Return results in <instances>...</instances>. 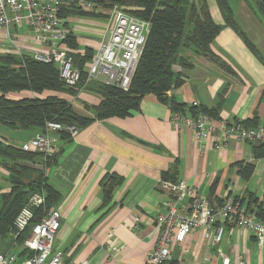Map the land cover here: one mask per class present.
Here are the masks:
<instances>
[{"label":"crops","instance_id":"1","mask_svg":"<svg viewBox=\"0 0 264 264\" xmlns=\"http://www.w3.org/2000/svg\"><path fill=\"white\" fill-rule=\"evenodd\" d=\"M208 3L215 21L223 24L217 1L208 0ZM241 6L245 25L259 29L264 39L263 21L253 18L257 14L247 2L241 1ZM233 12L237 19V12L234 9ZM82 20H91L93 25L99 23L93 18ZM239 24L259 49L257 42L245 31L244 22ZM91 28L76 29L82 33L75 32L78 51L82 53L90 47L95 54L105 35L101 29ZM212 48L230 70L208 57L197 56L194 66L185 71L183 84L170 90L168 96L184 104L186 110L192 107L193 101L198 103L196 106L216 109L218 120L237 122L255 118L256 122L264 123V63L229 26L215 37ZM50 94L66 98L78 112L91 117L94 114L86 105L92 107L100 103L97 94L85 89L76 96L56 91L38 94L29 90L9 92L7 96L17 100ZM173 112L168 104L149 93L141 100L140 108L129 116L96 119L76 129L71 140L60 141L59 149L62 150L58 151V161L47 170V175L48 183L61 194L55 206L62 218L54 251H62L66 262L146 264L148 253L157 241L155 216L165 211L163 203L169 196L160 187L165 174L167 179L184 180L196 187L215 207L227 198H242L248 191L262 199L264 157L255 158L253 153L254 145L261 143L232 140L226 148L214 149L208 143L201 149L191 127H176L172 123ZM37 132L38 129L12 128L0 123V138L16 146L33 138ZM247 163L254 165L249 179L243 178L241 173ZM106 173H117L123 182L115 188L109 206L101 208V179ZM254 180L255 187H250ZM11 187L8 170L0 165L1 192H8ZM3 240L0 239L2 253H17L23 247V244L4 243ZM112 245L121 250L112 251ZM242 253L247 264H264V246L260 248L255 237L246 230L229 227L223 240L216 244L199 229L190 234L184 244L174 246L173 259L175 264H187L192 260L201 264H221L223 257L236 260Z\"/></svg>","mask_w":264,"mask_h":264},{"label":"trees","instance_id":"2","mask_svg":"<svg viewBox=\"0 0 264 264\" xmlns=\"http://www.w3.org/2000/svg\"><path fill=\"white\" fill-rule=\"evenodd\" d=\"M91 1L103 7H121L130 14L150 22V32L130 87L125 90L101 81H90L86 84L85 63L92 59L94 51L90 47H87L84 53L78 51L77 36L71 30L68 45L74 50L72 55L76 66L83 72L78 89L64 82L54 62H41L29 55L0 54V123L12 128L43 131L47 122L56 121L65 127L73 126L79 130L96 119L129 116L132 111L140 108L141 100L149 93L155 94L174 112L194 117L204 113L218 119L216 109L192 105L186 110L185 105L168 96V92L183 84L185 71L194 66V59L197 56L208 57L223 69L230 70L229 65L222 61L212 48L213 40L226 26L233 28L264 63V57L259 49L237 22L228 0H216L223 14V24L216 22L213 18L208 0ZM244 1L261 15L264 23V0ZM63 15L67 17L101 16L100 13L84 11L74 6L65 9ZM82 89L93 92L100 98L98 105L92 107L86 105V108L93 112V117L78 112L70 101L58 95L24 97L17 100L7 96L9 92L23 90L38 94L56 91L76 96ZM256 121L257 119L253 118L238 122L246 126H257L260 123ZM71 138L72 134L68 130L60 131V141L71 140ZM59 153H55L53 157H45L38 151L23 150L21 145L16 146L0 138V165L7 168L8 180L12 184L8 192H1L0 188V239H4V243L22 245L29 236L32 225L41 221L48 209L60 202L61 194L48 183L47 175V170L58 161ZM253 153L255 158L264 157V143L254 145ZM24 162L40 164L44 168H31L24 165ZM253 170V164H245L241 169L243 178L249 179ZM164 178V180H170L167 179V174ZM122 182L123 178L117 173H106L103 176L101 208L109 206L115 188ZM36 193H44L45 202L34 206V216L29 226L18 232L14 221L21 209ZM237 199L246 203L248 209L255 211L257 217L264 221V194L260 199L256 193L248 191L242 198L237 197ZM32 253L33 251L24 247L17 251L20 259L29 257ZM169 264H175V260L172 259Z\"/></svg>","mask_w":264,"mask_h":264},{"label":"built area","instance_id":"3","mask_svg":"<svg viewBox=\"0 0 264 264\" xmlns=\"http://www.w3.org/2000/svg\"><path fill=\"white\" fill-rule=\"evenodd\" d=\"M77 7L84 11L100 13L101 16H82L106 21L103 35L92 59L85 65L86 81H101L127 90L130 87L150 32V22L121 7H103L91 0H0V53L18 56L29 55L41 62H54L60 77L70 87L78 89L82 71L76 66L68 45L71 33L64 10ZM198 103L193 101L191 105ZM172 123L176 127L187 125L201 149L211 145L214 149L226 148L229 142L264 143V123L246 126L240 122L218 120L201 113L196 117L173 112ZM68 130L74 135L76 128L49 121L43 131L24 141L21 148L38 151L45 157H53L59 150L60 131ZM160 187L167 192L163 203L165 211L155 216L158 230L155 247L148 253L146 264H169L173 249L184 244L194 231L202 229L205 237L220 243L229 227L244 229L255 237L260 248L264 246V221L246 203L237 198H227L220 206H212L208 198L196 187L184 180H162ZM45 202L44 193H36L17 215L14 225L18 232L29 226L34 206ZM57 207L48 209L41 221L32 225L23 247L32 255L20 259L17 253L0 252V264H90L87 260L66 262L62 251H54V240L61 222ZM109 235H112L111 233ZM118 252L121 247L112 245ZM183 251H187L183 249ZM187 264H201L188 261ZM221 264H247L242 254L236 260L223 257Z\"/></svg>","mask_w":264,"mask_h":264},{"label":"rangeland","instance_id":"4","mask_svg":"<svg viewBox=\"0 0 264 264\" xmlns=\"http://www.w3.org/2000/svg\"><path fill=\"white\" fill-rule=\"evenodd\" d=\"M212 1L215 3V0H210V2H212ZM228 1H230L234 11L237 12L236 14L239 16V17H237L239 22H241L242 25H243V22H244V25H245L246 22L243 21V18L241 17V10H240L243 7V6H241V1L243 2V4H244L245 1L244 0H228ZM242 12H243V9H242ZM256 14H257L258 18L255 17V16L253 18L262 19L261 15L259 13L256 12ZM79 18H81V20H78ZM82 19H84V18L80 17V16H77V17H72L71 20L69 21V26L71 27L72 30H74V32H76L77 35H80L82 33L80 31H76V29H78L79 27H83V26L86 27V29H92L91 27H97L98 29H101L102 34H104V32L106 30V25H105L106 21L104 19H99L98 20L99 23L95 22L94 25L92 23H90L91 20L86 22V21H84ZM216 20H218V19H216ZM238 20H237V22H238ZM248 22L252 23V25L254 24L253 21H251V20H248ZM245 28H247V29H245ZM245 28H244L245 31L247 30L249 32L250 35L249 34L248 35L252 36V38L257 42L258 47L261 50V52L264 54V39H263V36H261V31L259 29H251V28H249L248 25H245ZM107 34L105 36H107ZM86 35H88V34H86ZM245 183H246L245 185H248L247 184L248 182H245ZM250 187H255V180L250 185ZM56 245H57V240L55 241V246Z\"/></svg>","mask_w":264,"mask_h":264},{"label":"water","instance_id":"5","mask_svg":"<svg viewBox=\"0 0 264 264\" xmlns=\"http://www.w3.org/2000/svg\"><path fill=\"white\" fill-rule=\"evenodd\" d=\"M24 165L31 167V168H37V169H43L44 166L40 165V164H33V163H29V162H24Z\"/></svg>","mask_w":264,"mask_h":264}]
</instances>
